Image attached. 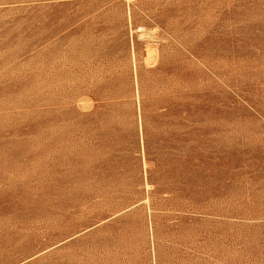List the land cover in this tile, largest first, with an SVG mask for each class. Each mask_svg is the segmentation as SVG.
<instances>
[{
  "label": "rangeland",
  "instance_id": "obj_1",
  "mask_svg": "<svg viewBox=\"0 0 264 264\" xmlns=\"http://www.w3.org/2000/svg\"><path fill=\"white\" fill-rule=\"evenodd\" d=\"M0 264H264V0H0Z\"/></svg>",
  "mask_w": 264,
  "mask_h": 264
}]
</instances>
